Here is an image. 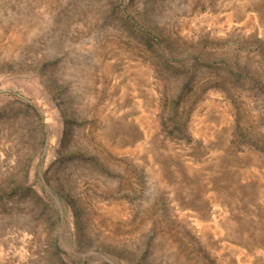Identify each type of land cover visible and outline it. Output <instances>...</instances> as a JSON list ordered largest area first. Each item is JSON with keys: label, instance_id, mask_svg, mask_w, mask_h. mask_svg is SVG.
<instances>
[{"label": "rangeland", "instance_id": "374dc122", "mask_svg": "<svg viewBox=\"0 0 264 264\" xmlns=\"http://www.w3.org/2000/svg\"><path fill=\"white\" fill-rule=\"evenodd\" d=\"M0 264H264V0H0Z\"/></svg>", "mask_w": 264, "mask_h": 264}, {"label": "bare ground", "instance_id": "6f19581e", "mask_svg": "<svg viewBox=\"0 0 264 264\" xmlns=\"http://www.w3.org/2000/svg\"><path fill=\"white\" fill-rule=\"evenodd\" d=\"M203 228H204V227H203ZM203 228H202V229H203Z\"/></svg>", "mask_w": 264, "mask_h": 264}]
</instances>
